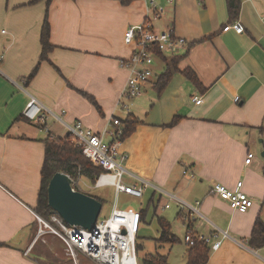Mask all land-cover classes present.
Masks as SVG:
<instances>
[{"label":"crops","instance_id":"obj_1","mask_svg":"<svg viewBox=\"0 0 264 264\" xmlns=\"http://www.w3.org/2000/svg\"><path fill=\"white\" fill-rule=\"evenodd\" d=\"M33 1L0 0V264H59L36 251L33 241L45 140L66 136L77 121L100 132L115 117L122 126L129 117L139 120L119 145L128 155L127 170L176 196L146 187L142 225L151 205L166 219L162 214L171 205H165L174 201L185 230L229 234L216 249L215 239L206 243V264H264V245H252L257 222H264V0H242V33L224 30L233 22L227 0ZM159 7L163 11L155 17ZM46 15L53 47L28 80L41 57ZM141 22L171 30L187 45L174 55L155 52L153 75L126 110L120 102L131 70L121 64L135 45L125 42V32ZM177 56L179 70L159 94L158 77ZM186 68L196 73L199 86ZM31 95L49 109L46 125L23 115ZM249 152L254 157L247 164ZM239 181L255 200L244 213L211 191L215 182L234 189ZM197 201L200 214H192L189 205ZM160 231L158 221V237ZM168 246L159 249L168 255Z\"/></svg>","mask_w":264,"mask_h":264},{"label":"built area","instance_id":"obj_2","mask_svg":"<svg viewBox=\"0 0 264 264\" xmlns=\"http://www.w3.org/2000/svg\"><path fill=\"white\" fill-rule=\"evenodd\" d=\"M176 1L168 0L170 3ZM155 9V17H159L163 11L162 7ZM229 29H234L237 33H242L245 30L244 25L239 20L224 27V30ZM125 42L135 45L134 52L121 64L131 70V75L122 92L123 100L120 102L124 109L129 110V100L143 93L145 85L153 75L152 66L155 60V50L174 55L187 45V40L176 36L171 30L156 31L150 23L141 22L126 30ZM238 100L239 96L235 98V101ZM194 101L200 104L202 102L201 96H195ZM48 111L49 109L42 102L31 95L23 110V115L33 122L46 125ZM68 127L74 144L82 150V153L90 161L103 169L95 186L112 185L115 189L116 200L110 215L105 218L99 216L93 229L69 225L55 211L50 217L51 220L35 213L40 224L38 236L48 231L58 235L65 242L67 255L76 264H80V254L95 264H141L137 256L136 246L142 225V212L131 206H118L119 195L125 193L136 198H142L144 189L152 186L156 191L168 194L171 198H176V196L127 170L124 162L128 155L123 154L119 149L123 135L122 120L119 117L112 118L111 124L100 132L85 127L80 121ZM253 157L254 153L249 152L245 162L250 163ZM184 173L186 174L188 171L184 170ZM126 176L135 177L138 183H126ZM242 187L243 181H239L234 189L220 182H215L211 191L227 201L233 210L244 213L255 204V200L243 191ZM199 204L200 201H197L196 205H189L192 214H200ZM168 207H170L169 203L165 205V208ZM198 236L207 244L215 239L213 247L216 249L221 245L222 239L229 237V234L226 231L218 230L210 235ZM194 241L192 232L188 228L185 234V242L192 245Z\"/></svg>","mask_w":264,"mask_h":264},{"label":"trees","instance_id":"obj_3","mask_svg":"<svg viewBox=\"0 0 264 264\" xmlns=\"http://www.w3.org/2000/svg\"><path fill=\"white\" fill-rule=\"evenodd\" d=\"M35 1L37 0H34L33 2ZM50 1L51 0H47L48 3ZM122 1L125 3L129 2L130 0ZM241 3L242 0H227L228 14L231 21L233 22L237 20L240 15ZM41 45L42 53L40 60L28 76V80L32 79L36 75L40 66V62L42 60L48 59V54L53 47L50 41V24L47 15L45 16L42 25ZM155 52L162 53L159 50H155ZM178 59V56L172 57L170 63H167L165 70L159 75L157 81V89L159 94H161L163 89L166 87L173 73L179 70V68L176 66ZM171 65H173V67ZM183 72L194 82L196 86L200 85L198 77L192 69L186 68L183 70ZM177 119L178 116H176L169 123V125L174 124ZM138 122V119H133L132 117L127 118L123 122L124 125L122 126V139L133 131ZM45 143L46 156L42 168V184L39 193V206L36 211L43 217L50 218L54 211L48 202V185L55 173L64 171L71 177L82 176L90 180L95 185L98 176L103 171V169L101 166L95 165L82 153V150L72 141V135L70 133L64 137L50 135L46 138ZM97 198L103 203L101 198ZM159 224L161 231L159 237L155 240L156 251L145 254L142 256V260L139 259V250L143 249V243L139 242L138 236L136 249L137 256L141 264H171L168 261V255L161 252L159 248H161L164 244H170L172 246L174 243L179 242L180 239L171 231V225L166 219L160 218ZM188 228L190 229V227H187V229ZM191 232L195 241L192 245L186 243V264H206L210 256V247L192 230ZM252 245H264V222L262 221H258L256 224L253 233Z\"/></svg>","mask_w":264,"mask_h":264},{"label":"rangeland","instance_id":"obj_4","mask_svg":"<svg viewBox=\"0 0 264 264\" xmlns=\"http://www.w3.org/2000/svg\"><path fill=\"white\" fill-rule=\"evenodd\" d=\"M159 62L156 59V64ZM155 75L159 74V71H154ZM57 131V130H56ZM64 172V171H62ZM66 173V172H65ZM71 177V176H70ZM126 181L129 182V179H133L129 176H126ZM72 184L75 186L76 189L97 196L103 200V207L100 212V218H105L110 215L112 210L113 204L116 199L115 189L112 185H103L100 187H95L94 184L84 178L82 176L71 177ZM171 209H166V211L162 214L166 219L172 222V228L174 232L180 237L181 241L174 243L172 246H168L165 250L168 252V261L171 264H184V256L186 252L187 244L184 241L185 239V227L184 223L181 218L176 217V210L178 211L177 205L174 201H171ZM119 206L120 207H128L133 206L137 210L144 209L147 206V199L143 198H136L127 194H121L119 198ZM154 206L151 205L148 210V218L147 223L143 224L140 231L139 236L142 241L139 239L140 243H143V249L139 250V259L142 260V256L152 251H156V241L155 239L158 237V221L160 216V212L162 211L160 208L157 214H154ZM39 214V213H38ZM42 216V215H41ZM52 216V215H51ZM47 220H51V218L44 217ZM179 218V219H178ZM37 220V219H36ZM40 224L37 220L36 223V236L34 237L33 241H37L36 244V251H39L41 255H45L46 257L50 258V260H55L59 264H76L70 257L67 255L66 252V245L65 242L60 238L58 235L48 231L44 232L42 235L38 236ZM44 229H46L43 226ZM80 264H95L92 260L86 258L83 254L79 255ZM52 264V262H51Z\"/></svg>","mask_w":264,"mask_h":264},{"label":"water","instance_id":"obj_5","mask_svg":"<svg viewBox=\"0 0 264 264\" xmlns=\"http://www.w3.org/2000/svg\"><path fill=\"white\" fill-rule=\"evenodd\" d=\"M48 202L67 224L87 229L95 227L103 207L97 197L74 190L71 177L62 171L55 173L49 182Z\"/></svg>","mask_w":264,"mask_h":264}]
</instances>
